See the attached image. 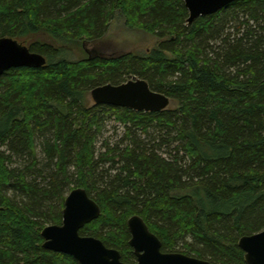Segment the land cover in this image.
<instances>
[{
	"label": "trees",
	"instance_id": "trees-1",
	"mask_svg": "<svg viewBox=\"0 0 264 264\" xmlns=\"http://www.w3.org/2000/svg\"><path fill=\"white\" fill-rule=\"evenodd\" d=\"M116 15L156 46L66 58L71 45L100 43ZM187 19L183 0H0V39L46 60L0 75V264H78L41 237L77 188L101 209L79 235L123 263H135L127 220L137 215L163 253L245 264L238 240L264 230V0ZM128 77L172 107L87 108L92 89ZM106 115L124 139L99 153Z\"/></svg>",
	"mask_w": 264,
	"mask_h": 264
},
{
	"label": "water",
	"instance_id": "water-1",
	"mask_svg": "<svg viewBox=\"0 0 264 264\" xmlns=\"http://www.w3.org/2000/svg\"><path fill=\"white\" fill-rule=\"evenodd\" d=\"M243 0H183L188 12L187 24L215 14L229 4ZM46 64L39 54L12 38L0 39V75L11 69H38ZM95 105L129 109L134 112L160 113L170 105L163 94L152 91L148 84L134 78L120 85L106 84L90 91ZM100 207L81 188L73 189L66 196L61 225H51L41 231L43 248L53 253L72 257L78 264H126L118 251L109 249L93 237H82L79 231L97 220ZM130 235L129 247L135 257L134 264H211L208 261L180 253H163L160 240L149 231L143 219L137 215L127 220ZM243 252L245 264H264V230L241 237L237 242Z\"/></svg>",
	"mask_w": 264,
	"mask_h": 264
},
{
	"label": "rangeland",
	"instance_id": "rangeland-1",
	"mask_svg": "<svg viewBox=\"0 0 264 264\" xmlns=\"http://www.w3.org/2000/svg\"><path fill=\"white\" fill-rule=\"evenodd\" d=\"M158 40L150 34H147L140 30H132L125 26L124 20L116 15L110 22L109 31L107 36L96 44L71 45L70 49H65V56L71 60H80L85 56H103L106 58H114L120 54H144L153 49ZM134 78H126L127 81ZM87 108H92L93 103L90 93L87 96ZM172 107L170 103L168 108ZM167 108V109H168ZM102 130L97 137L96 150L99 153H103L105 145L114 147L124 139V127L119 125L114 120L113 116L106 115L101 119ZM144 139V138H142ZM36 140L35 142L38 144ZM127 144V141L123 142L121 148ZM38 148V153H39ZM69 192L67 193V195ZM66 195V196H67ZM178 250V249H177ZM135 262V261H134Z\"/></svg>",
	"mask_w": 264,
	"mask_h": 264
}]
</instances>
